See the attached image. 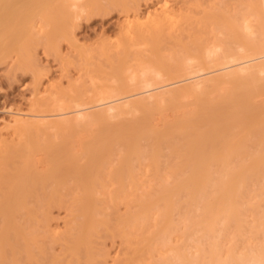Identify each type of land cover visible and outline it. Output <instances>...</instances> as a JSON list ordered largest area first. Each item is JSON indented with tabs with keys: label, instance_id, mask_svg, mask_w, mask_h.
Returning a JSON list of instances; mask_svg holds the SVG:
<instances>
[{
	"label": "bare ground",
	"instance_id": "bare-ground-1",
	"mask_svg": "<svg viewBox=\"0 0 264 264\" xmlns=\"http://www.w3.org/2000/svg\"><path fill=\"white\" fill-rule=\"evenodd\" d=\"M75 2L0 0V51L15 37L35 68L37 18L53 42ZM170 3L128 13L118 42L80 49L76 82L0 121L15 137L0 145V264H106L118 237L116 264H264V0L182 24Z\"/></svg>",
	"mask_w": 264,
	"mask_h": 264
},
{
	"label": "rangeland",
	"instance_id": "rangeland-1",
	"mask_svg": "<svg viewBox=\"0 0 264 264\" xmlns=\"http://www.w3.org/2000/svg\"><path fill=\"white\" fill-rule=\"evenodd\" d=\"M220 1L225 5L229 4L227 6L231 8H242L240 7L241 4H243L242 2L246 4L248 1L250 2V0H171L170 4H172V8L174 7L173 9L177 14L178 18L176 17V22L180 20L182 24L186 18L185 14L192 15L195 13L194 16L199 17L200 15L196 14L197 11L204 8L201 9L200 12H202L207 8L209 9L211 6L214 7ZM94 2L95 5L92 8L93 13L90 14L86 12L85 15H83L79 21L76 20L73 25L60 27L55 34V40L53 42L48 41L49 33L51 32L50 26H44L42 19L37 18L33 32L34 40L29 43L31 44L30 48H32L31 54L35 56L34 58H36L35 61L37 62H35V66L36 64L37 66L34 67L38 71L35 68L26 70V68L20 65L17 55L20 48L18 46L19 43H17L15 37H9L10 39L7 45L0 51L1 124L4 120L8 121L9 117L14 115L13 113L19 111L29 113L32 102L40 97L41 95L39 94H42V92L49 87L65 88L67 86L69 87L71 81L75 79L78 80L77 77L83 74V71L79 74L81 67L79 63L80 60L78 62V59L79 55L82 53L81 51L83 50L86 52L85 50H94L95 47V49L98 50L102 46L101 44H105L106 42L110 43V41L113 43H116L117 40L119 41L120 36L118 35H120L119 33L125 18L129 15L128 13H130L129 16L143 14L144 11L146 14V12L149 11L148 9L151 8L150 10H152V8H155V0H94ZM180 15H182V17H180ZM181 33L183 35L182 38L184 37L183 39L187 40L185 36H187L189 32L185 31V34L184 31L181 32L180 30L177 34L181 35ZM63 34H70L73 37V41H70L68 38L64 39V37H62ZM112 39H114V41ZM40 73L41 78L39 76ZM37 75L40 80L37 79ZM36 82H39V85ZM48 83L51 84V86H49ZM7 132L8 131L3 130V132L0 133V135H2L0 136L1 146L3 144V137L9 138V140L15 138L13 132ZM10 132L12 136L9 134ZM120 208L122 213L125 212L124 204L121 205ZM52 216L54 218L52 224H54L53 226L57 231H65V224L68 218L65 209L54 208ZM102 242L100 248L106 253L108 252L107 254L109 255L108 263L106 264H116L117 261L115 262V260L118 257H122L123 260V256L126 253L125 251L127 247L130 246L129 244H123L120 237L115 240L112 238H103ZM56 248V250H60L58 246H56Z\"/></svg>",
	"mask_w": 264,
	"mask_h": 264
},
{
	"label": "clouds",
	"instance_id": "clouds-1",
	"mask_svg": "<svg viewBox=\"0 0 264 264\" xmlns=\"http://www.w3.org/2000/svg\"><path fill=\"white\" fill-rule=\"evenodd\" d=\"M71 11L75 14L77 21L86 13V10L80 6V0H76V2L72 4Z\"/></svg>",
	"mask_w": 264,
	"mask_h": 264
}]
</instances>
